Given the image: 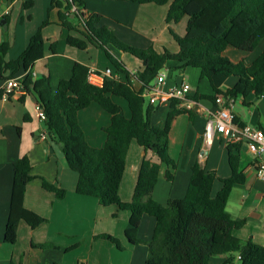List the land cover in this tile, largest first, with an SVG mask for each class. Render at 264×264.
Here are the masks:
<instances>
[{"label": "trees", "instance_id": "1", "mask_svg": "<svg viewBox=\"0 0 264 264\" xmlns=\"http://www.w3.org/2000/svg\"><path fill=\"white\" fill-rule=\"evenodd\" d=\"M124 1L159 6L170 4L167 24H179L185 18L188 20L187 38H180L173 29L169 30L180 49L174 53L167 48L157 51L151 46L134 47L120 40L110 29L98 28L101 16L87 13L84 0H54L53 7L58 9L60 25L69 32L67 44L80 50H86L89 45L102 50L121 78H106L102 86H95L89 82L92 70L76 63L71 78L60 81L55 92L50 76L35 80L28 74L22 80L26 96L34 95L47 115L46 127L61 145L68 166L79 174L77 194L96 198L103 207L117 206L131 213L130 227L125 231V237L132 245L147 246L145 264H211L212 259L219 256L227 257L225 264H264V246L252 238L242 240L235 236L234 232L242 229L246 221L234 220L227 210L232 191L247 180L240 167V156L235 153L237 145H227L230 177L220 179L215 171L206 170L195 162L184 198L169 199L165 205L154 199L162 166L167 167L165 178L168 181H174L177 171V162L170 154L173 121L182 114H188L194 121L195 112L180 107L179 100H173L165 122L154 125L152 116L159 107L147 103L144 96L158 74L169 63H174L175 72L179 74L187 68H196L200 70V79L211 80L212 75L237 78L236 85L227 91L219 90L212 83L215 93L227 98L235 100L241 97L246 105V99L252 94L258 99L263 98L264 51L250 66L246 64V58L235 62L226 52L234 48L248 54L260 46L264 40V0ZM29 5L32 2L25 4L26 7ZM74 6L77 12H72ZM1 21H8V16H3ZM47 24L45 22L30 39L26 50L15 61L6 60L10 44L0 46V82L14 78L21 70L30 71L44 57L42 31ZM71 32H77L80 37L73 36ZM56 49L57 45L53 44L52 51L56 52ZM113 49L137 59L141 63L140 70L130 72ZM134 81L139 82L141 87L137 88ZM2 95L3 90L0 89V98ZM113 97L127 102L130 117L126 116L123 107ZM192 100L215 101L216 97L197 90ZM93 103L111 115V124L105 129L106 143L100 148L88 143L79 122V113ZM236 122H239L238 118ZM133 140L146 152L157 156L158 162L149 158L143 160L133 198L125 203L120 196V187ZM33 179L29 157L15 161L11 209L5 230V242L8 244L18 242L21 222L32 229L47 222V219L24 206L27 187ZM216 181H220L222 187L214 195ZM42 188L58 199H64L68 192L44 179ZM144 216L156 220L153 236L148 241L138 237ZM96 238L105 239L121 250L119 239L111 235ZM37 248L56 247L42 244ZM72 250L68 249L67 252Z\"/></svg>", "mask_w": 264, "mask_h": 264}, {"label": "crops", "instance_id": "2", "mask_svg": "<svg viewBox=\"0 0 264 264\" xmlns=\"http://www.w3.org/2000/svg\"><path fill=\"white\" fill-rule=\"evenodd\" d=\"M29 2H32V5L26 7L25 4ZM84 2L87 13L101 16L97 27L110 29L125 43L138 48L151 46L157 51H162L164 44H172L174 38L168 30L171 24L166 22L170 4L159 6L124 0ZM53 3L54 0H2L0 15L8 16V21L6 27L0 25V46L4 43L10 44L7 61L17 60L26 50L30 39L45 22L48 23L42 31L45 40L44 57L38 60L30 71L21 70L14 78L23 80L28 74L35 80L50 76L55 92L60 81L71 78L76 63H81L92 71L110 68L115 73V68L102 50L93 45H89L86 50H80L67 44L69 32L60 25L58 9L53 7ZM182 22L183 20L179 24ZM71 34L80 37L77 32ZM180 38H187V33ZM53 44L57 45L56 52L52 51ZM179 47L178 44L177 51ZM263 51L264 40L252 53L247 54L230 48L226 54L235 62L246 58V64L250 66ZM113 53L124 62L130 72L140 70L141 63L137 59V62H133L128 57L129 54L116 49H113ZM175 66L174 63L167 65L171 73L162 88L170 89L175 84L184 82L190 84L192 90L189 100L195 102L191 109L195 112V120L192 121L188 114H182L173 121L170 154L177 162V171L174 181H168L165 178L167 167L162 166L154 199L165 205L169 199L184 198L192 175L191 168L195 162L206 170L215 171L220 179L230 177L227 145H237L235 153L240 156V167L247 180L245 184L234 188L227 210L234 220L246 221L242 229L234 232L235 236L242 240L252 238L264 246V183L257 177L255 157L244 141H231L228 144L227 141L217 138L211 147H206L204 128L209 112L216 108V103L210 100H192L197 90L201 94L215 96L217 93L212 83L219 90L227 91L236 85L238 79L223 75H212L211 80L200 79L199 69L187 68L184 73L179 74L172 70ZM134 84L137 88L141 87L137 81H134ZM4 85L5 81L0 82V89ZM113 99L123 107L126 116L130 117L127 102L121 99L124 101V104H121L118 101L120 98ZM237 99H241L242 104L248 106L249 110L236 111ZM237 99L234 100L233 110L238 123L264 131V97L258 99L252 94L246 99L247 105L241 97ZM171 103L158 105L159 109L152 116L154 125L165 122ZM37 106L35 96H26L24 90L14 92L7 99L0 98V264H145L148 256L147 246L132 245L125 237V231L130 227L131 213L120 210L117 206L103 207L96 198L77 194L79 174L68 166L55 135L48 131L46 121L39 119ZM79 122L92 147L100 148L105 145V129L111 124L109 113L97 103H93L79 113ZM24 156H28L31 161L34 178L27 187L24 206L47 219V222L36 229L21 222L18 242L12 245L5 242V230L11 209L14 163ZM145 158L158 162L157 156L146 152L133 140L120 187V196L125 203L131 202L133 198L140 167ZM43 179L66 189V197L58 199L53 193L44 190ZM221 187V182L216 181L214 195ZM155 226L154 218L144 216L138 237L150 240ZM104 234L119 239L121 250L105 239L96 238ZM42 244H52L56 248H37ZM68 249L73 250L67 252ZM226 261V256H219L213 258L211 264H225Z\"/></svg>", "mask_w": 264, "mask_h": 264}, {"label": "built area", "instance_id": "3", "mask_svg": "<svg viewBox=\"0 0 264 264\" xmlns=\"http://www.w3.org/2000/svg\"><path fill=\"white\" fill-rule=\"evenodd\" d=\"M71 2L73 0H63ZM77 7L72 8V12H77ZM3 16L0 15V21ZM1 23V22H0ZM165 68L162 70L150 89L145 91L144 96L148 99L149 104L158 106L171 103L173 100L181 102L180 107L193 109L195 102L189 100L192 87L188 83L175 84L170 89L162 87L167 81V72ZM170 71V70H169ZM119 80L121 77L112 69L108 68L104 71H91L89 82L95 86H102L105 79ZM3 99L9 98L11 94L18 91H23L22 80L19 78H11L5 81L2 88ZM25 91V90H24ZM216 108L209 112V117L204 128V144L206 147H211L217 138L227 141H244L252 155L255 157V170L257 177L264 183V131L250 125H242L236 122V114L233 110L234 100L225 97L223 94H216ZM37 114L41 121L47 120V115L40 105L37 106ZM202 156L204 155L201 154Z\"/></svg>", "mask_w": 264, "mask_h": 264}, {"label": "rangeland", "instance_id": "4", "mask_svg": "<svg viewBox=\"0 0 264 264\" xmlns=\"http://www.w3.org/2000/svg\"><path fill=\"white\" fill-rule=\"evenodd\" d=\"M187 22L188 20L187 19H183V22L181 24L178 25H175V24H171L170 25V28L173 29L174 32H176L179 36H184L186 34V29H187ZM169 25V24H168ZM176 26V27H175ZM168 30H170L168 28ZM170 33V31H169ZM171 35V34H170ZM172 36V35H171ZM163 48H167L168 50H170L171 52H176L177 49H178V44L176 41H174V39L172 40V44L170 43H167V44H164L163 45ZM163 48L161 50H163ZM129 58H131L133 60V62H137L136 59L134 57H132L131 55H128ZM172 67V66H171ZM169 69V68H167ZM170 70V69H169ZM169 70H165L167 72V79L168 77L170 76V73L171 71ZM174 72H175V68L173 67L172 69ZM192 71H195V70H192ZM118 101H120L121 104H124L121 99H119ZM147 103H148V99H146ZM264 101V100H263ZM236 106V111H239L241 109H244L245 111H248L249 110V107L248 106H244L241 102V99H237V102L235 104ZM262 124L264 126V115H263V121H262Z\"/></svg>", "mask_w": 264, "mask_h": 264}, {"label": "water", "instance_id": "5", "mask_svg": "<svg viewBox=\"0 0 264 264\" xmlns=\"http://www.w3.org/2000/svg\"><path fill=\"white\" fill-rule=\"evenodd\" d=\"M3 2H6V0H3ZM0 25H4L6 27V22L5 21H1ZM234 264V263H232Z\"/></svg>", "mask_w": 264, "mask_h": 264}]
</instances>
